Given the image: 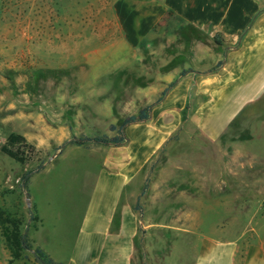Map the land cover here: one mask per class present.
<instances>
[{
  "label": "crops",
  "instance_id": "0c3cea01",
  "mask_svg": "<svg viewBox=\"0 0 264 264\" xmlns=\"http://www.w3.org/2000/svg\"><path fill=\"white\" fill-rule=\"evenodd\" d=\"M115 7L124 45L133 57L147 47L155 72H163L154 87L164 92L149 104L146 120L125 126L118 146L76 145L70 137L91 138L98 128L104 134L123 117L101 127L76 114L70 128L63 123L45 134L64 144L20 188L28 221L24 236L32 249L8 262L0 244V264H39L34 249L57 264H155L148 246L158 237L154 230L172 239L165 264H264V157L257 162L247 147L249 122L259 120L264 134V0H116ZM161 37L163 44L155 42ZM176 40L179 53L172 50ZM184 63L192 67L182 69ZM81 121L96 131L86 136ZM184 127L203 160L196 167L204 176L191 187L198 210L194 230L181 205L179 223H140L134 206L145 171ZM204 200L214 201V219L218 211V223L202 229L212 235L183 239L198 232L199 211L204 215L209 206ZM253 200L261 201L258 219H248L242 229L235 221L223 223L225 207L235 220L236 201Z\"/></svg>",
  "mask_w": 264,
  "mask_h": 264
},
{
  "label": "rangeland",
  "instance_id": "374dc122",
  "mask_svg": "<svg viewBox=\"0 0 264 264\" xmlns=\"http://www.w3.org/2000/svg\"><path fill=\"white\" fill-rule=\"evenodd\" d=\"M115 3L116 0L0 1V146L9 133H16L33 147L31 153L26 150L29 159L22 165L0 152V208L21 215L23 228L27 213L19 177L41 166L64 144L55 145L45 134L63 123L70 128L76 114L103 127L155 102L164 90L154 87L163 72H155L147 47L138 49L133 57L120 38ZM163 41L161 37L155 42L163 44ZM172 50L179 53L177 40ZM189 67L192 66L184 63L181 68ZM256 108L259 110L261 106ZM248 126L251 140L247 147L252 149L256 161L261 162L264 134L260 121H251ZM182 130L181 136L174 137L178 141L169 144L168 151L163 148L145 171L146 189L136 201L140 223H179L181 205L187 212V226L194 230L198 210L191 187L203 175L196 167L203 160L198 159L191 130L187 127ZM94 131L96 128L81 125L86 136ZM103 131L98 128L94 133L112 135L108 128L104 134ZM82 137L75 135L76 139ZM166 178L170 180L165 182ZM213 202L203 201L209 206L204 215L199 211L200 233L189 232L188 238L183 239L194 241L196 234L212 235L202 229L219 221L217 210L215 219L212 215ZM236 202L235 220L234 215L228 216L229 208L225 207L223 223L235 221L236 228L242 229L248 219L252 223L259 218L260 200L244 205ZM152 233L158 237L149 241L151 258L155 264H165L163 255L170 250L172 239L163 231Z\"/></svg>",
  "mask_w": 264,
  "mask_h": 264
},
{
  "label": "trees",
  "instance_id": "16d2710c",
  "mask_svg": "<svg viewBox=\"0 0 264 264\" xmlns=\"http://www.w3.org/2000/svg\"><path fill=\"white\" fill-rule=\"evenodd\" d=\"M217 44L220 41H216ZM219 64V63H218ZM164 92V91H163ZM162 92V93H163ZM161 93V95H162ZM160 100V97L156 102ZM155 102V103H156ZM151 105H148L135 114H131L123 118L117 125H109L108 131L112 133L111 136L101 135L93 136L91 138L82 137L78 139H72V143L76 145H83L87 142H93L98 144H108L113 146H118L125 141L123 134V129L125 126L144 121L148 118V110ZM57 149H60L57 148ZM31 153L33 147L26 143L25 138L20 134L9 133L2 145L0 146V152L5 155L10 160L18 164H24L28 159L25 152ZM40 166H37L33 171L38 170ZM33 171H26L19 177V187L22 188L25 186L27 176ZM22 183V184H21ZM147 178L144 181L143 187L141 189L140 195H142L146 189ZM136 211L140 210V207L136 203L134 206ZM35 216L31 217V221L35 220ZM23 232V218L21 215H18L16 211H10L6 208H0V244L8 252V262H12L19 258L26 257L25 253L30 251L32 247L28 244L26 237L22 236ZM33 259L39 264H57L54 263L50 258H48L43 252L34 249L32 251Z\"/></svg>",
  "mask_w": 264,
  "mask_h": 264
},
{
  "label": "water",
  "instance_id": "95a60500",
  "mask_svg": "<svg viewBox=\"0 0 264 264\" xmlns=\"http://www.w3.org/2000/svg\"><path fill=\"white\" fill-rule=\"evenodd\" d=\"M26 209H27V212H28V219H31L32 213H31V211L29 209V204L28 203H26ZM27 227H28V221L24 225V229H23V232L21 234L22 236H24V232L26 231Z\"/></svg>",
  "mask_w": 264,
  "mask_h": 264
}]
</instances>
